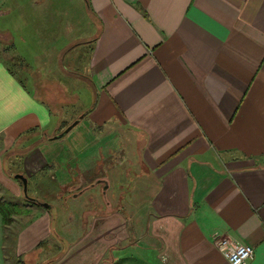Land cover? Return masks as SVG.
<instances>
[{
    "label": "crops",
    "instance_id": "crops-1",
    "mask_svg": "<svg viewBox=\"0 0 264 264\" xmlns=\"http://www.w3.org/2000/svg\"><path fill=\"white\" fill-rule=\"evenodd\" d=\"M83 2L94 26L86 99L57 78L43 79L37 97L0 60V202L25 198L17 175L43 202L21 203L29 217L10 237L0 214V264H227L216 238L253 248L248 264H264V0ZM49 85L64 94L56 113ZM80 103L82 118L54 139ZM97 188L119 207L80 205L78 237L68 231L52 260L32 258L63 204L90 203ZM144 198L147 227L133 226L132 203Z\"/></svg>",
    "mask_w": 264,
    "mask_h": 264
},
{
    "label": "rangeland",
    "instance_id": "rangeland-1",
    "mask_svg": "<svg viewBox=\"0 0 264 264\" xmlns=\"http://www.w3.org/2000/svg\"><path fill=\"white\" fill-rule=\"evenodd\" d=\"M14 1L24 5L22 10L17 6L14 7ZM86 8L83 0H0V32L8 33L11 38L10 41L8 35L0 34V60L7 62L21 79L26 80V77L31 79L33 85L30 81L28 82L35 88L34 92L37 97L44 95L42 93V90H45L43 88L45 84L42 85L43 79L57 78L70 90L76 91L77 97L79 96L80 99L87 98L88 89L84 85L86 79L83 72L88 61L89 47L84 39L90 37L94 31V26ZM26 10L29 11L33 20L30 27L24 24V18L22 19ZM43 20L47 23L48 33L42 32L40 34L42 39L39 40V24ZM64 47L70 49L64 50ZM60 52L63 54L59 56ZM41 70H45V73ZM40 72L42 75L44 74L42 79L40 78ZM58 91H60L58 88H52L49 85L45 92H48L47 97L49 100H58L57 97L61 96ZM81 106L80 103L79 106L75 105L73 109H69L66 116V122H69L68 125H71L73 121L81 116ZM15 170L17 169L13 170L14 173ZM96 191L99 195L103 194L102 189L97 188ZM33 196L27 187V197L34 200ZM96 197V201L92 204L85 201V196L78 198V200H69L66 204H63L61 217L59 215V218L54 221L51 238L41 245L39 252L31 254L32 258L41 254L47 255V259L52 260L57 254L61 253L63 247L64 249L67 248L66 246L70 243L66 240L68 231H73L69 235L73 238L72 241L78 237L85 226L82 224V218L79 219L78 217L81 215V206H85L88 210L106 211V204L100 196ZM21 203L26 207L30 204L33 205L26 198L18 200L16 204H10L14 206L15 213L11 216V222L5 226L6 234L9 237L13 231L16 230L17 232V226L19 225L18 223L12 226L13 222L15 220L19 221L18 219L22 216L26 215L27 217L28 215L26 207L22 206ZM36 203L43 202L38 201ZM44 204H48V202ZM52 205L55 206L57 203ZM110 205L111 210L119 207L118 203H111ZM132 207L130 215H134V219L131 220L133 226L138 222L141 227H147L146 225L150 219L148 215L151 214L148 199L144 198V201L132 203ZM51 214L55 216L53 209ZM58 235L61 239L64 238L63 241L61 240L64 243L59 242ZM55 244H57V249L52 248ZM147 254L151 253L148 252ZM24 262L29 264L27 260H24Z\"/></svg>",
    "mask_w": 264,
    "mask_h": 264
},
{
    "label": "built area",
    "instance_id": "built-area-1",
    "mask_svg": "<svg viewBox=\"0 0 264 264\" xmlns=\"http://www.w3.org/2000/svg\"><path fill=\"white\" fill-rule=\"evenodd\" d=\"M213 244L227 264H248L254 258L253 248L235 244L226 238H216Z\"/></svg>",
    "mask_w": 264,
    "mask_h": 264
},
{
    "label": "trees",
    "instance_id": "trees-1",
    "mask_svg": "<svg viewBox=\"0 0 264 264\" xmlns=\"http://www.w3.org/2000/svg\"><path fill=\"white\" fill-rule=\"evenodd\" d=\"M7 50V49H6ZM9 50V49H8ZM61 96L57 97L59 100L64 98V94L60 91H58ZM48 102L50 103V107L51 109H53L52 111L54 113L58 112L57 111V107H56V100L52 99V100H49V98L47 99ZM76 121V120H75ZM73 121V122H75ZM72 122V123H73ZM70 125H68L67 123L63 122L60 129H59V132L56 134V136H59L61 133H63ZM55 136V137H56ZM52 138V137H51ZM32 202V201H31ZM33 204H37L36 202H32ZM15 213V208L14 206L10 205V204H7V203H4V202H0V214L3 218V224L6 226L8 225L10 222H11V216Z\"/></svg>",
    "mask_w": 264,
    "mask_h": 264
},
{
    "label": "water",
    "instance_id": "water-1",
    "mask_svg": "<svg viewBox=\"0 0 264 264\" xmlns=\"http://www.w3.org/2000/svg\"><path fill=\"white\" fill-rule=\"evenodd\" d=\"M80 118H82V116ZM76 123H77V121H75L73 124H71L62 134H60L59 136H56L54 139L61 138L62 136H64V134H66ZM15 178L18 179L19 181H21V183L23 185V194H24L25 198L28 201L37 202L36 200L29 199L27 197V180L21 175H17V176H15ZM44 205H46V204H44Z\"/></svg>",
    "mask_w": 264,
    "mask_h": 264
},
{
    "label": "flooded vegetation",
    "instance_id": "flooded-vegetation-1",
    "mask_svg": "<svg viewBox=\"0 0 264 264\" xmlns=\"http://www.w3.org/2000/svg\"><path fill=\"white\" fill-rule=\"evenodd\" d=\"M102 188H104V187H102ZM103 191V190H102ZM98 196H100V198L103 200V202L106 204V206H107V208H109L111 205L109 204V202H107L106 201V195H105V192L103 191V194H98ZM91 201H90V203H88V204H92V203H94L95 202V199H93V197L90 199ZM98 211H100V210H98ZM101 212V211H100Z\"/></svg>",
    "mask_w": 264,
    "mask_h": 264
}]
</instances>
